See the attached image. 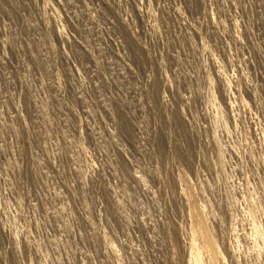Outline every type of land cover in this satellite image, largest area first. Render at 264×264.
I'll list each match as a JSON object with an SVG mask.
<instances>
[{
	"label": "rangeland",
	"instance_id": "374dc122",
	"mask_svg": "<svg viewBox=\"0 0 264 264\" xmlns=\"http://www.w3.org/2000/svg\"><path fill=\"white\" fill-rule=\"evenodd\" d=\"M0 264H264V0H0Z\"/></svg>",
	"mask_w": 264,
	"mask_h": 264
}]
</instances>
